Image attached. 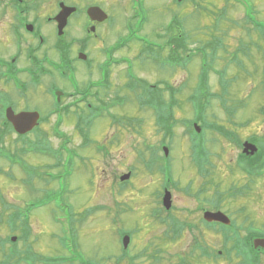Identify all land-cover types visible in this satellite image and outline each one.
<instances>
[{
  "label": "rangeland",
  "instance_id": "374dc122",
  "mask_svg": "<svg viewBox=\"0 0 264 264\" xmlns=\"http://www.w3.org/2000/svg\"><path fill=\"white\" fill-rule=\"evenodd\" d=\"M67 1L84 6L89 0ZM134 3L104 0L110 18L103 33L94 34L88 48L72 46V57L77 60L83 52L87 61H75L68 78L54 77L65 91L85 95L103 78L105 68L111 69L113 85L102 91L103 103L93 90L91 107L64 119L42 120L37 131L21 138L0 123V133L6 134L4 147L21 155L18 166L10 164L7 153L0 157V241L9 235L25 239L0 245V264H18L16 257L6 255H25L26 248L34 256L19 264H79L76 259L84 264H240L230 241L225 243L226 236L216 231L219 226L200 224L198 212L213 206L220 200L216 192H222L221 209L237 224L242 225L246 214L255 220L264 212V178L252 179L235 164L242 149L229 140L232 133L223 137L207 129L194 136L211 152L204 162L194 163L189 122L199 115L201 105L207 122L230 128L225 113L229 107L235 111L233 121L245 125L246 130L237 133L241 139L264 133V123L256 117L264 97V69H256L264 56L258 49L264 38V0H141L137 9L143 20L135 16ZM245 15L252 24L246 23ZM83 17L74 16L62 36L48 24V41L87 36L75 26ZM174 34L186 35L188 49H178L176 68L161 67L170 52L162 45ZM122 41L126 46L114 50ZM207 43L211 46L206 48ZM108 50L118 64L108 59ZM203 64L212 70L201 71ZM209 72L207 88L202 76ZM146 82H162L163 101L172 96L167 86L178 90L177 123L174 135L166 139L170 158L155 162L151 150L162 146L165 137ZM27 147L31 152L24 153ZM158 153L164 155L163 149ZM130 171L131 177L120 185V176ZM166 188L175 199L177 219L192 222V227L172 231L161 221L168 213L160 195ZM159 208L162 215L156 212ZM15 218L28 222L12 232ZM125 231L132 238L127 252L120 239ZM153 251L162 260H154Z\"/></svg>",
  "mask_w": 264,
  "mask_h": 264
},
{
  "label": "flooded vegetation",
  "instance_id": "af4514ba",
  "mask_svg": "<svg viewBox=\"0 0 264 264\" xmlns=\"http://www.w3.org/2000/svg\"><path fill=\"white\" fill-rule=\"evenodd\" d=\"M103 1L89 0L84 3V6H79L83 2L78 3L74 1L73 3H69L67 0H0V24H2L0 26V120L7 117L8 108L13 109L16 113L38 111L40 113V124L42 120L53 117L59 119L60 116H63L64 119V116H72V114L80 113L77 109L91 107L92 103L89 101V98L94 96L92 93L93 90H98L97 96L101 98L100 95L103 91L101 83L104 81L103 78L96 83H92L91 88L86 89L87 93L84 95L79 90L78 92L65 91L55 83L54 77L56 74H60L64 79L68 78L69 75L67 76L66 73L74 68L75 61L79 59V54L77 60L71 54L72 46L75 43H80L79 47L85 46L88 48L90 46L89 42L93 39V35L96 34L94 36H97V34L103 33L102 26L109 20L110 15L105 20H100L99 15L97 18H92L88 15V9L92 6L103 8ZM51 3L52 5H50ZM62 4L76 7V10L69 16L65 29L70 25L74 16L84 15L82 21L79 19L75 20V26L82 33L88 34L87 36L72 38L69 41H63L64 39L60 40V38L53 42L48 41L49 37L46 26L52 24L53 28L58 31V23L55 21V17L61 11ZM48 8H52L51 11ZM104 10L108 13L106 9ZM128 24L127 28L129 27ZM58 47L60 49L65 48L66 51H64V58H62L61 53H57L58 60H56L55 53ZM258 49L261 53H264V38L262 39V43L258 45ZM261 58L260 65L263 68L258 65L256 67L258 71L264 69V56L262 55ZM92 63L93 59L90 60L89 65L91 66ZM73 71L75 72V70ZM112 79L111 73L109 80L112 81ZM261 83L264 85V74L262 75ZM57 91H61L62 94L58 96ZM33 100L35 104H32ZM98 102L100 101L98 100ZM49 104H51L50 107L48 106ZM226 111L227 121L231 125L230 128L226 127V131L227 134L232 133L229 140H233L237 144L239 143L242 148L246 141L252 142L257 146V151L254 155H243L242 152H238L235 164L241 166V170L248 177L251 176L253 179L255 176L263 179L264 133H257L250 136L249 139L246 137L241 139L237 133H241L239 130H243L245 125L243 124L242 126V124L233 121L235 111L229 107ZM257 114L258 123L259 119L264 123V97L259 103ZM233 128L236 130H233ZM246 162L249 163V170L245 166ZM253 166L254 171H251ZM246 183L248 184L249 182ZM174 203L175 199L173 198ZM212 205L210 207L212 209L202 207L200 212H198L200 224L204 226L221 225V223L207 222L204 219V213L209 209L212 211L220 209L228 215L227 211L217 207L218 204H216L215 200ZM172 210H175L174 207ZM173 211L166 214L167 219L166 217H162L161 219L167 226H170L172 231L176 227H192V222L182 223L177 219V213ZM262 213L264 212H258L256 218L254 217L255 220H251L252 217L246 214L242 225L237 224L234 218L228 215L234 228L231 231L232 238L225 237L224 242L227 243L230 241L231 246H243L241 249L242 256L239 257L241 259L240 264H264V246L250 250L254 253V256L245 254L246 246L253 245L255 239H262L261 241H264V217H262ZM177 221L181 223L177 224ZM242 230H247V232L243 235L241 233ZM152 253L154 260L161 259L157 251H153ZM20 255V261L28 256H34V254ZM207 255H210L209 251H207Z\"/></svg>",
  "mask_w": 264,
  "mask_h": 264
},
{
  "label": "trees",
  "instance_id": "16d2710c",
  "mask_svg": "<svg viewBox=\"0 0 264 264\" xmlns=\"http://www.w3.org/2000/svg\"><path fill=\"white\" fill-rule=\"evenodd\" d=\"M168 46L170 49V52L168 54V58H167V62L164 63L161 67L166 66V67H173L175 65H177V58H178V49L181 50H185L187 49V37L186 35H181V34H174L165 44L163 43L162 47ZM204 71H208L206 68H204ZM202 80H204V85H208L207 84V76H203ZM162 84V82H161ZM160 84V85H161ZM160 85L158 86H149L148 83L146 82V87H150L149 91H150V99L152 100V102L154 103L155 107H153L152 109L155 111L156 113V119L158 122V126L160 127V130H162L164 132V135L166 136H170L172 137L174 135V127L177 123L176 118L174 117V109H175V91L167 86L166 89H168L169 91L171 90V94L172 97L174 99H172V101H163L162 96H163V91L164 89L162 87H160ZM208 88V86H206ZM198 106V105H197ZM203 106H198V111L199 115L198 118H196V120L201 119L203 121L202 125L204 126V128H217V127H213L210 123H207V121H205V119L203 118V113L202 111L204 110L202 108ZM192 123V121H190ZM189 124V130H190V135L192 133H194V129L191 127L192 124ZM207 123V124H206ZM6 125H8L10 127V130L12 131V128L10 126V123L6 120ZM205 130V129H204ZM219 133L227 135L226 130L224 128H222L220 126V128H218ZM158 149L156 148L155 150V154L152 156L155 162V159H158L159 155L157 154ZM204 153L202 150L199 152L198 155V161L202 162V160L204 159V155L201 154ZM195 159V157H194ZM123 185V184H122ZM124 188V187H123ZM205 188H203L201 191H204ZM16 220V218L14 219ZM13 220V222H15ZM12 222V223H13ZM23 222H26L23 221ZM14 224V223H13ZM15 225V224H14ZM218 232H221L222 234H224L226 236V238H232V236L230 235L231 231L226 227V226H222L220 227L219 230H216ZM78 260V259H77ZM83 261V260H82ZM85 261L82 262V264H84Z\"/></svg>",
  "mask_w": 264,
  "mask_h": 264
},
{
  "label": "water",
  "instance_id": "95a60500",
  "mask_svg": "<svg viewBox=\"0 0 264 264\" xmlns=\"http://www.w3.org/2000/svg\"><path fill=\"white\" fill-rule=\"evenodd\" d=\"M181 1V0H179ZM76 9L74 7H69L65 6L62 4V10L59 12V14L55 17V20L58 22V29H59V34H63L64 28L68 23V18L69 16L75 11ZM89 15L92 18H97L99 15L100 20H104L107 17V14L99 7H91L88 10ZM80 57L82 59H86V55L80 54ZM8 114V119L13 123L16 131L19 133H26L30 130H32L37 124L39 120V113L38 112H22L16 114L13 110L8 109L7 111ZM195 127L197 128L198 131H200V128L196 124ZM246 149L245 151L247 152L249 149L251 152L248 153H254L255 147L250 145L249 143H246ZM166 154H168V149L165 148ZM130 177V173L125 174L121 177L122 180H126ZM164 205L167 208L171 207V193L169 191H166L165 197H164ZM206 219L210 221H221L224 223H230L229 218L222 212H210L207 211L205 213ZM16 238H13L15 240ZM130 237L126 236L124 238V245L127 246L129 243ZM262 245L264 246V241L262 243H259V241L256 240L255 246Z\"/></svg>",
  "mask_w": 264,
  "mask_h": 264
}]
</instances>
